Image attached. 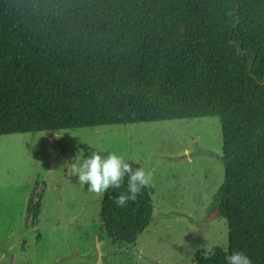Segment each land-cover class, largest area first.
<instances>
[{
  "label": "trees",
  "instance_id": "16d2710c",
  "mask_svg": "<svg viewBox=\"0 0 264 264\" xmlns=\"http://www.w3.org/2000/svg\"><path fill=\"white\" fill-rule=\"evenodd\" d=\"M202 118L220 121L228 246L192 261L264 264V0H0V136ZM122 190L100 221L135 245L154 192L117 208Z\"/></svg>",
  "mask_w": 264,
  "mask_h": 264
},
{
  "label": "rangeland",
  "instance_id": "374dc122",
  "mask_svg": "<svg viewBox=\"0 0 264 264\" xmlns=\"http://www.w3.org/2000/svg\"><path fill=\"white\" fill-rule=\"evenodd\" d=\"M114 151L151 171L152 221L135 245L107 237L102 196L72 176L78 151ZM218 118L0 136V264H194L227 249L210 210L223 180Z\"/></svg>",
  "mask_w": 264,
  "mask_h": 264
},
{
  "label": "clouds",
  "instance_id": "9594fccd",
  "mask_svg": "<svg viewBox=\"0 0 264 264\" xmlns=\"http://www.w3.org/2000/svg\"><path fill=\"white\" fill-rule=\"evenodd\" d=\"M72 176L79 185L97 196H103L109 189H124L111 197L117 208L127 207L137 201L142 190L152 184L153 175L144 167H133L123 155L114 151L90 150L87 155L78 151L70 165ZM126 179V188L125 185ZM226 264H253L244 251H232L225 257Z\"/></svg>",
  "mask_w": 264,
  "mask_h": 264
}]
</instances>
